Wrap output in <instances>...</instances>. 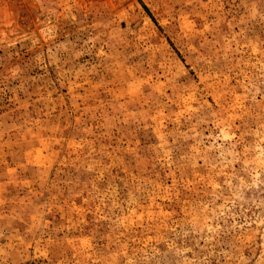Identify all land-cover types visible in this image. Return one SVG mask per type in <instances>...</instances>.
Instances as JSON below:
<instances>
[{"label":"rangeland","instance_id":"rangeland-1","mask_svg":"<svg viewBox=\"0 0 264 264\" xmlns=\"http://www.w3.org/2000/svg\"><path fill=\"white\" fill-rule=\"evenodd\" d=\"M0 264H264V0H0Z\"/></svg>","mask_w":264,"mask_h":264}]
</instances>
